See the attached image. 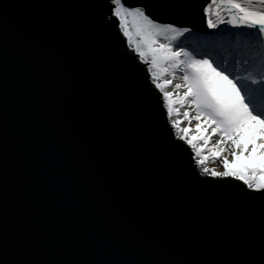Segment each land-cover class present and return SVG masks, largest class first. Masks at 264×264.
<instances>
[{
    "label": "snow or ice",
    "instance_id": "obj_1",
    "mask_svg": "<svg viewBox=\"0 0 264 264\" xmlns=\"http://www.w3.org/2000/svg\"><path fill=\"white\" fill-rule=\"evenodd\" d=\"M107 2L104 25L114 17L119 34L64 18L36 26L24 49L84 170L129 232L190 258L87 264H264V0H212L202 9L208 29L242 30L252 54L232 72L211 50L181 43L200 14L194 0ZM49 7L91 21L104 0ZM17 49L0 24V118ZM217 159L222 171L206 166Z\"/></svg>",
    "mask_w": 264,
    "mask_h": 264
},
{
    "label": "water",
    "instance_id": "obj_2",
    "mask_svg": "<svg viewBox=\"0 0 264 264\" xmlns=\"http://www.w3.org/2000/svg\"><path fill=\"white\" fill-rule=\"evenodd\" d=\"M68 2L0 0V24L11 43L18 45L10 57L0 118V264L190 258L164 241L129 232L127 218L100 195L94 177L84 170L72 137L59 124L53 101L38 82L37 70L24 49L35 27L67 18L99 30L111 7L104 0L95 19L83 22L76 20L73 10L49 7ZM194 2L200 14L193 31L202 32V9L209 0ZM112 21L111 27L105 26L107 31L119 34L114 17ZM119 40L127 50L122 35ZM139 68L146 75L144 66ZM157 104H162L161 99ZM230 184L243 187L234 179ZM254 258L259 259L258 250Z\"/></svg>",
    "mask_w": 264,
    "mask_h": 264
},
{
    "label": "bare ground",
    "instance_id": "obj_3",
    "mask_svg": "<svg viewBox=\"0 0 264 264\" xmlns=\"http://www.w3.org/2000/svg\"><path fill=\"white\" fill-rule=\"evenodd\" d=\"M211 2L212 0H209V3L205 5V7L210 5ZM114 20L116 21V25L118 26L119 21L116 20L115 18ZM204 21H205L204 23L205 27H203L202 32L193 31L190 34H186L188 36V39L185 41L182 38L181 43L185 47H187V49L190 51L201 52L202 50L204 51V49L206 48H207L206 51L211 50L213 57L217 60L218 63H220L221 65H224L230 72L235 71L239 67V65L237 64V61L242 60L246 56H249L252 54L249 48L246 46L244 39L240 40L242 37L240 39L237 38V36H239L237 34L242 30L234 32L235 30L232 29V30H229V32H227L226 35L219 36L220 34L218 32L220 29H216V30L208 29L206 25L205 17H204ZM222 27H225L227 29V27L229 26L220 25L219 28H222ZM246 31H250V30H246ZM203 34L205 35L210 34V35L204 36ZM211 34H218V37H214V36L212 37ZM122 39L124 40V44H126V48H127L126 40L123 37ZM209 42H211L213 49H209ZM239 43L241 44L242 47H239V46L237 47ZM136 61L138 62L139 66H144L143 69L147 75L146 65L140 63L138 58ZM240 74L243 75L242 72ZM156 92L157 94L161 95L160 99L162 103V94L159 93L157 90ZM182 126H187V125L183 124ZM190 152H191V149H189V153Z\"/></svg>",
    "mask_w": 264,
    "mask_h": 264
},
{
    "label": "rangeland",
    "instance_id": "obj_4",
    "mask_svg": "<svg viewBox=\"0 0 264 264\" xmlns=\"http://www.w3.org/2000/svg\"><path fill=\"white\" fill-rule=\"evenodd\" d=\"M165 78L171 79V77H169V76H167V75H166ZM176 82H178V81H176ZM173 89H174V85H170V86L167 88L168 91H173ZM182 111H183V110H182ZM179 119H181V120L183 119L182 115L179 117ZM184 124L187 125L186 122H185ZM187 126H189V125H187ZM191 126L194 127V124L191 125ZM220 163H221V162H220L218 159H217L216 161L209 160V161L207 162L206 166L209 167L210 169H215V170H217V171H222L223 169H222V167L220 166Z\"/></svg>",
    "mask_w": 264,
    "mask_h": 264
}]
</instances>
